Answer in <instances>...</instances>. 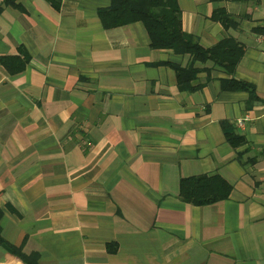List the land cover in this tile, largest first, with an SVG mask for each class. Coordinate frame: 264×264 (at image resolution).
I'll return each mask as SVG.
<instances>
[{
    "label": "crops",
    "instance_id": "obj_1",
    "mask_svg": "<svg viewBox=\"0 0 264 264\" xmlns=\"http://www.w3.org/2000/svg\"><path fill=\"white\" fill-rule=\"evenodd\" d=\"M13 2L0 1V264H264V0H175L201 47L243 48L230 72L196 61L188 90L167 64L188 55L150 47L140 22L102 25L111 0ZM213 174L226 199H181L180 179Z\"/></svg>",
    "mask_w": 264,
    "mask_h": 264
},
{
    "label": "trees",
    "instance_id": "obj_2",
    "mask_svg": "<svg viewBox=\"0 0 264 264\" xmlns=\"http://www.w3.org/2000/svg\"><path fill=\"white\" fill-rule=\"evenodd\" d=\"M3 1L14 5L13 0ZM48 1L54 7L57 6L58 0ZM209 1L219 2L221 0ZM97 14L105 28L140 22L147 33L150 47L171 49L177 54L188 55L190 61L185 67L167 63L175 71L176 81L181 89H190L196 73L202 70L194 66L196 61L200 63L211 61L213 66L230 72L243 51L242 46H238L230 37L219 40L210 48L201 47L195 37L182 30L179 9L175 0H111L109 7L99 9ZM211 18L218 21L224 28L237 25L234 17L222 7L215 8ZM20 68L21 65L17 67V69ZM226 87L248 90L250 94L253 93V89L240 80L231 79ZM222 126L225 130V140L232 147L245 142L242 136L227 132L225 123H222ZM229 190L230 185L216 174L182 178L179 182V196L185 202L194 205H206L224 200ZM19 256L24 262L33 263L28 258Z\"/></svg>",
    "mask_w": 264,
    "mask_h": 264
},
{
    "label": "built area",
    "instance_id": "obj_3",
    "mask_svg": "<svg viewBox=\"0 0 264 264\" xmlns=\"http://www.w3.org/2000/svg\"><path fill=\"white\" fill-rule=\"evenodd\" d=\"M0 1H2V0H0ZM257 39H258L259 41L264 42V32H262L261 34H259V35L257 36ZM263 53H264V49H263ZM237 124L240 125V126L242 125L241 121H238ZM263 157H264V153H263Z\"/></svg>",
    "mask_w": 264,
    "mask_h": 264
}]
</instances>
